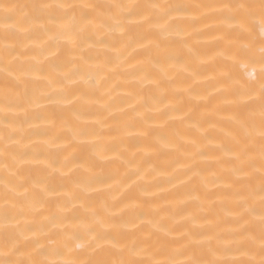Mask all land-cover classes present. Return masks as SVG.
Returning <instances> with one entry per match:
<instances>
[{"label":"bare ground","instance_id":"obj_1","mask_svg":"<svg viewBox=\"0 0 264 264\" xmlns=\"http://www.w3.org/2000/svg\"><path fill=\"white\" fill-rule=\"evenodd\" d=\"M47 2L188 7L97 9L107 23L83 33L65 26L69 16L7 39L0 20V210L14 184L27 190L14 221L20 250L0 237V258L258 260V220L245 210L259 207V112L241 127L247 97L236 85L258 82L261 66L240 54L247 34L226 10L192 7L254 0ZM73 234L103 238L94 253Z\"/></svg>","mask_w":264,"mask_h":264},{"label":"snow or ice","instance_id":"obj_2","mask_svg":"<svg viewBox=\"0 0 264 264\" xmlns=\"http://www.w3.org/2000/svg\"><path fill=\"white\" fill-rule=\"evenodd\" d=\"M188 7L185 5H161L158 3L139 4V3H116L108 5H96L91 3L72 4V3H49L47 0H38L35 3L19 4L13 2H6V0H0V13H2V20L5 26V39L8 38V33L17 34L25 24L28 23H41L47 21H57L60 19L68 20L71 16V20L65 26H71L77 33H83L87 31L94 21L101 25L106 24L104 14L98 13L97 9H103L107 11L118 10L121 14L127 13L129 16L137 13L144 15L146 10L153 9H174L179 10L181 8ZM195 8H209L226 10V18L237 24L247 34L248 42L244 43L240 47V54L248 57L253 63H259L260 77L259 81H249L236 85V93L241 97H247V103H244L241 107L247 111V115L240 119L241 127L251 128L255 115L256 108L258 106L259 120H260V147H259V207L254 204H250L246 207L245 216L251 217L253 221L258 220L259 228V245L258 255L259 259H255V255L252 258L241 261H229L218 258H201L193 256L186 261L169 260L153 261L151 264H264V0H254V2L248 3H234V4H221V5H194ZM78 10V11H77ZM170 14V13H169ZM145 19L147 16L145 15ZM259 35V46H256L255 36ZM7 52L8 49L6 48ZM244 144L248 145V140H244ZM251 151V147H246L245 154ZM249 166L255 168V161L250 157L248 160ZM12 175H16L15 172ZM253 195L255 191L253 190ZM27 197V190L23 183L14 184L11 189L5 192L4 200L5 207L0 210V215L4 220V231L0 233V237L3 238L5 246H11L13 251L20 250V237L17 234V225L14 223L16 220L15 213H23L25 211L23 202H17V197ZM10 205V206H9ZM247 235L249 242H255V234L248 227H245L244 233ZM80 239L82 242L77 245V248L84 250L85 248H92L93 252H96V241L102 239L100 236H93L90 240L80 234H73L67 237V239ZM241 243V242H234ZM239 250H245V246L241 244ZM69 253L76 251V249L69 248ZM218 249H210L208 255L215 257ZM226 251H231V248ZM255 252V249H252ZM45 254V253H41ZM98 257V258H97ZM97 257L88 259L86 261L78 260L74 258L65 259L61 264H141V262L130 259H108L104 258V253H97ZM0 264H54L47 260L33 259V260H19V259H7L0 258Z\"/></svg>","mask_w":264,"mask_h":264}]
</instances>
